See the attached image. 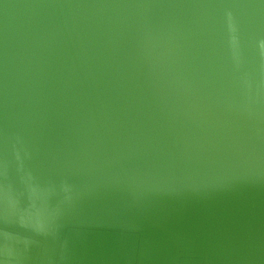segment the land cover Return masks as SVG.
I'll use <instances>...</instances> for the list:
<instances>
[{"label":"water","instance_id":"water-1","mask_svg":"<svg viewBox=\"0 0 264 264\" xmlns=\"http://www.w3.org/2000/svg\"><path fill=\"white\" fill-rule=\"evenodd\" d=\"M0 264H264V0H0Z\"/></svg>","mask_w":264,"mask_h":264}]
</instances>
